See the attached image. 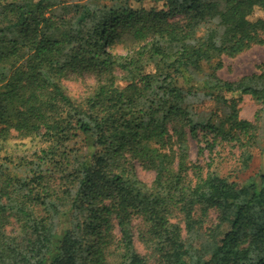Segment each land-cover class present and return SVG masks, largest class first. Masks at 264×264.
Returning a JSON list of instances; mask_svg holds the SVG:
<instances>
[{"label": "trees", "instance_id": "obj_1", "mask_svg": "<svg viewBox=\"0 0 264 264\" xmlns=\"http://www.w3.org/2000/svg\"><path fill=\"white\" fill-rule=\"evenodd\" d=\"M255 45L264 0H0V264H149L135 232L162 264H264V160L239 187L188 159L191 139L198 157L232 144L246 164L264 138V72L217 76ZM85 75L71 97L63 82ZM13 137L31 159L13 161ZM211 210L210 249L192 252L183 234Z\"/></svg>", "mask_w": 264, "mask_h": 264}, {"label": "rangeland", "instance_id": "obj_2", "mask_svg": "<svg viewBox=\"0 0 264 264\" xmlns=\"http://www.w3.org/2000/svg\"><path fill=\"white\" fill-rule=\"evenodd\" d=\"M65 3L74 2L76 0H60ZM178 18V17H177ZM201 33V31H200ZM113 52L117 54H124L125 51L121 45H117L113 48ZM220 61V69L217 70V76L223 82H236L243 77L258 75L264 72V45L252 46L245 52L234 58H228L222 56ZM218 61H215L217 63ZM214 64L207 66L208 68L214 67ZM68 94L73 98H81L89 89L93 86L92 79L85 75L78 79H71L63 82ZM236 108L238 110V116L240 119L249 121L251 124H255V114L259 110V105L250 96H243L238 100ZM228 114L227 109H220L214 118V123H218L223 120ZM78 146L83 151L90 152L89 142L83 139L78 140ZM10 149V156L13 157V161L17 162L19 158L25 157L31 159L30 155L35 150L36 146L32 147V142L29 139H19L13 137L8 142ZM201 146V145H200ZM204 147V144L202 145ZM251 160L244 164L240 159V151L232 144H217L212 152L204 150L203 155L198 157V145L191 139L188 140V159L189 163H200L206 172H216L220 177L225 178L227 181L242 187L251 177L256 175L262 161L264 160V138L258 136L256 144L250 149ZM78 156H74L77 158ZM74 159L70 156L69 161ZM210 165V167H207ZM136 177L146 185H150L154 178V173L151 170L144 169L139 163L133 164ZM22 169V168H19ZM21 171V170H20ZM19 174V170H18ZM217 212L211 210L207 216L206 224L201 228L195 227L188 234H183L185 245L192 252H207L210 247L206 239L207 230L217 222ZM135 230L140 227V223L136 220ZM9 230L11 227L8 228ZM114 235L118 237V232L113 231ZM135 247L137 252L143 256H146L149 264H162L158 256L152 255L151 252L145 248V246L137 239L135 232Z\"/></svg>", "mask_w": 264, "mask_h": 264}]
</instances>
